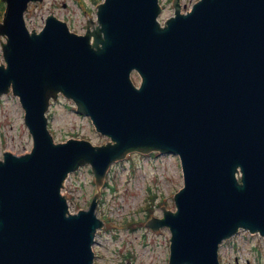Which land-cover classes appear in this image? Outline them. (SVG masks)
Listing matches in <instances>:
<instances>
[{"label":"water","instance_id":"obj_1","mask_svg":"<svg viewBox=\"0 0 264 264\" xmlns=\"http://www.w3.org/2000/svg\"><path fill=\"white\" fill-rule=\"evenodd\" d=\"M3 1L0 95L19 97L33 146L0 160V264H92L98 192L70 213L63 182L89 164L98 188L133 151L180 161L175 211L145 223L169 228L168 264H219L240 229L264 238V0H197L185 13L173 0L163 24L158 0H102L84 34L52 15L30 33L37 0ZM58 93L110 140L55 143L45 111Z\"/></svg>","mask_w":264,"mask_h":264},{"label":"rangeland","instance_id":"obj_2","mask_svg":"<svg viewBox=\"0 0 264 264\" xmlns=\"http://www.w3.org/2000/svg\"><path fill=\"white\" fill-rule=\"evenodd\" d=\"M102 0H40L30 2L25 14L29 30L39 31L50 14L66 21L69 28L83 34L86 21L95 23V4ZM196 0H180L185 12ZM161 24L173 15L172 0H159ZM3 2L0 0V21ZM97 27V26H96ZM95 27V28H96ZM6 39V36H3ZM0 36V41L6 40ZM0 62L4 63L0 44ZM134 83L139 77L134 73ZM48 111L49 129L55 142L70 138H84L95 145L108 138L99 134L86 115L76 112L71 100L61 94ZM24 111L17 97L10 92L0 96V159L4 151L15 154L29 152L32 138L24 123ZM135 152V151H134ZM170 157V159H169ZM165 159V161H160ZM179 160L174 155L154 156L131 153L117 161L108 171L101 188L97 215L105 221L98 229L93 243L94 264H167L169 256L168 227L150 230L144 223L151 217H162L161 206L175 211L173 194L182 187ZM95 193L93 175L88 165L70 173L63 183L62 194L67 198L71 212L87 208ZM152 195H156L154 197ZM238 240L223 243L220 255L223 264H264V239L241 231Z\"/></svg>","mask_w":264,"mask_h":264}]
</instances>
